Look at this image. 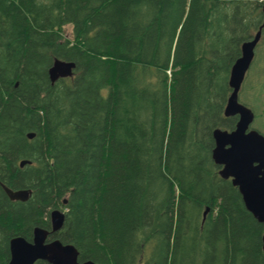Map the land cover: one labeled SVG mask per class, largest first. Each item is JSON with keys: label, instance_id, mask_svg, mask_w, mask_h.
<instances>
[{"label": "trees", "instance_id": "trees-1", "mask_svg": "<svg viewBox=\"0 0 264 264\" xmlns=\"http://www.w3.org/2000/svg\"><path fill=\"white\" fill-rule=\"evenodd\" d=\"M263 21L264 0H0V264L59 206L49 240L79 263L264 264V224L211 159ZM55 60L75 68L51 84Z\"/></svg>", "mask_w": 264, "mask_h": 264}, {"label": "water", "instance_id": "water-1", "mask_svg": "<svg viewBox=\"0 0 264 264\" xmlns=\"http://www.w3.org/2000/svg\"><path fill=\"white\" fill-rule=\"evenodd\" d=\"M264 21L250 41L244 42L241 55L233 63L228 78L230 94L227 98L223 115L225 118L237 117L231 131L215 129L212 132L214 147L211 150L213 163L220 167L219 176L230 180L237 188L247 212L261 224H264V137L255 130L249 129L254 120V113L238 101V93L249 70L254 49L261 37ZM74 63L55 60L48 70L51 84L59 79L69 78L73 74ZM34 134H27L33 139ZM29 165V161H21L19 167ZM10 201L26 202L30 191H12L1 185ZM65 203V201L63 202ZM208 214L206 208L203 220ZM64 213L53 210L49 214L50 231L37 227L33 230L32 241L22 237H14L9 241V262L7 264H35L38 261L47 264H95L91 261L78 262V252L70 244H62L59 240L49 241L48 236L59 232L64 225ZM264 255V234L261 238Z\"/></svg>", "mask_w": 264, "mask_h": 264}, {"label": "rangeland", "instance_id": "rangeland-1", "mask_svg": "<svg viewBox=\"0 0 264 264\" xmlns=\"http://www.w3.org/2000/svg\"><path fill=\"white\" fill-rule=\"evenodd\" d=\"M70 31H71L70 27H67L64 29L63 32L67 37L70 38ZM261 40L256 46L254 52L255 57L253 59L252 65L253 64L256 65L253 66L254 68L253 67L249 68L248 70V73L250 74L249 78L247 79V77H245L244 82L241 86V90L239 92L238 100L240 103L244 105L252 106L253 110L252 109L251 110L254 113V121L250 125V129L257 131L259 134L264 136L263 135L264 133L262 131V124L264 121V87L262 88L261 95L259 94L257 97V92H258L257 89H259V87L262 85V81L264 79V45ZM59 210L64 211L63 208H61V206H59Z\"/></svg>", "mask_w": 264, "mask_h": 264}, {"label": "bare ground", "instance_id": "bare-ground-1", "mask_svg": "<svg viewBox=\"0 0 264 264\" xmlns=\"http://www.w3.org/2000/svg\"><path fill=\"white\" fill-rule=\"evenodd\" d=\"M64 201H66V200H64Z\"/></svg>", "mask_w": 264, "mask_h": 264}, {"label": "flooded vegetation", "instance_id": "flooded-vegetation-1", "mask_svg": "<svg viewBox=\"0 0 264 264\" xmlns=\"http://www.w3.org/2000/svg\"><path fill=\"white\" fill-rule=\"evenodd\" d=\"M64 201V200H63Z\"/></svg>", "mask_w": 264, "mask_h": 264}]
</instances>
